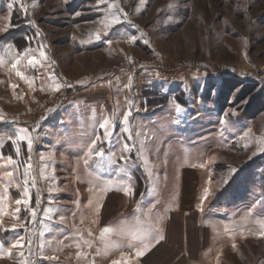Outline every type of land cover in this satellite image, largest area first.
Listing matches in <instances>:
<instances>
[{"label":"rangeland","instance_id":"1","mask_svg":"<svg viewBox=\"0 0 264 264\" xmlns=\"http://www.w3.org/2000/svg\"><path fill=\"white\" fill-rule=\"evenodd\" d=\"M0 264H264V0H0Z\"/></svg>","mask_w":264,"mask_h":264},{"label":"crops","instance_id":"2","mask_svg":"<svg viewBox=\"0 0 264 264\" xmlns=\"http://www.w3.org/2000/svg\"><path fill=\"white\" fill-rule=\"evenodd\" d=\"M177 221H179V220H177ZM169 223H170V221H169ZM169 223H167V221L165 222V223H163L164 224V233H163V239H169L170 238V235H169V230H170V226L169 225H172L171 227L173 228V225L176 227V229H178L179 231H181V235H179V237L177 238H175V239H179L178 241H180L179 243H181V245L182 244H184V242H185V240H186V228L184 227V225L186 226V224H185V222L184 221H181V223H180V221L177 223V222H175V223H171V224H169ZM193 225H194V223H193ZM195 226V225H194ZM197 230H199L200 231V229L199 228H201V226H197ZM201 232V231H200ZM183 242V243H182ZM178 243V242H177ZM185 245V244H184Z\"/></svg>","mask_w":264,"mask_h":264}]
</instances>
